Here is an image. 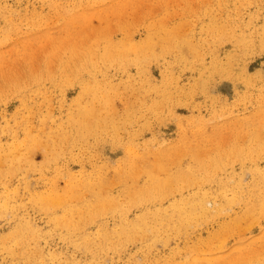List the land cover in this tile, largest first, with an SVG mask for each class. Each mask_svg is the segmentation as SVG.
Here are the masks:
<instances>
[{
  "label": "rangeland",
  "instance_id": "rangeland-1",
  "mask_svg": "<svg viewBox=\"0 0 264 264\" xmlns=\"http://www.w3.org/2000/svg\"><path fill=\"white\" fill-rule=\"evenodd\" d=\"M0 264H264V0H0Z\"/></svg>",
  "mask_w": 264,
  "mask_h": 264
},
{
  "label": "bare ground",
  "instance_id": "bare-ground-1",
  "mask_svg": "<svg viewBox=\"0 0 264 264\" xmlns=\"http://www.w3.org/2000/svg\"><path fill=\"white\" fill-rule=\"evenodd\" d=\"M183 182H184V181H183ZM150 186H151V185H150ZM143 191H144V190H143ZM161 196H162V195H161ZM102 200H103V199H102ZM104 201H105V200H104ZM104 201H103V202H104ZM100 204H101V203H100ZM104 204H105V203H104ZM106 204H107V202H106ZM102 206H103V205H102ZM108 206H110V205H108ZM105 208H106V207H105ZM88 210H89V209H88ZM203 222H204V220H203Z\"/></svg>",
  "mask_w": 264,
  "mask_h": 264
}]
</instances>
